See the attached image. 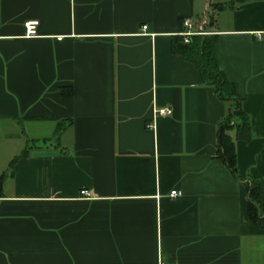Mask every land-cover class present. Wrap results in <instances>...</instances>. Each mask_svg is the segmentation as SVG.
<instances>
[{
  "label": "crops",
  "instance_id": "0c3cea01",
  "mask_svg": "<svg viewBox=\"0 0 264 264\" xmlns=\"http://www.w3.org/2000/svg\"><path fill=\"white\" fill-rule=\"evenodd\" d=\"M185 18L217 36L233 100L173 53ZM236 102V164L264 189V0H0V264H264L216 153Z\"/></svg>",
  "mask_w": 264,
  "mask_h": 264
},
{
  "label": "trees",
  "instance_id": "16d2710c",
  "mask_svg": "<svg viewBox=\"0 0 264 264\" xmlns=\"http://www.w3.org/2000/svg\"><path fill=\"white\" fill-rule=\"evenodd\" d=\"M214 6L218 9L222 5L215 4ZM216 42L217 36L210 33L190 35L188 41H184V37L179 35L173 38L172 51L190 61L199 70L203 82L215 87L221 100H233L236 97L234 86L217 66L215 58ZM60 92L63 96H69L72 94V89L61 87ZM62 120H66V124ZM71 122V118L59 119L56 127L57 136L65 127L70 126ZM232 133L236 140L248 141L251 137L249 118L240 108L238 102L233 105L227 117L218 125L216 153L229 172L245 184L248 221L255 227L264 229V189L261 188L256 179L252 177L245 178L240 175L236 164L235 141ZM26 155L27 148L25 147L10 160L8 163L9 169L12 171L17 159ZM1 180L2 176H0Z\"/></svg>",
  "mask_w": 264,
  "mask_h": 264
},
{
  "label": "built area",
  "instance_id": "2783aa9c",
  "mask_svg": "<svg viewBox=\"0 0 264 264\" xmlns=\"http://www.w3.org/2000/svg\"><path fill=\"white\" fill-rule=\"evenodd\" d=\"M206 23V19L203 20V22L199 25H195L191 20L189 19H183L182 20V27L183 30L180 32V35L184 37V41H188V37L190 35L194 34H206L209 33L204 30V24ZM37 25L38 21L37 20H29L24 24L25 27V35L26 36H35L37 32ZM142 29H146V25L142 26ZM157 115H168L171 113V110L169 108H159L155 111ZM81 195L87 196V191L86 190H81L80 191ZM169 195L171 197H178L180 195V192L177 190H171ZM162 264V263H159Z\"/></svg>",
  "mask_w": 264,
  "mask_h": 264
}]
</instances>
